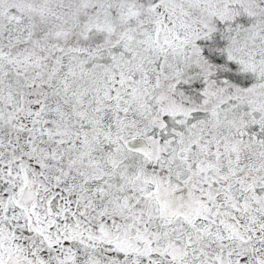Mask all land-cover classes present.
<instances>
[{
  "label": "snow or ice",
  "instance_id": "6c2138e0",
  "mask_svg": "<svg viewBox=\"0 0 264 264\" xmlns=\"http://www.w3.org/2000/svg\"><path fill=\"white\" fill-rule=\"evenodd\" d=\"M0 264H264V0H0Z\"/></svg>",
  "mask_w": 264,
  "mask_h": 264
}]
</instances>
